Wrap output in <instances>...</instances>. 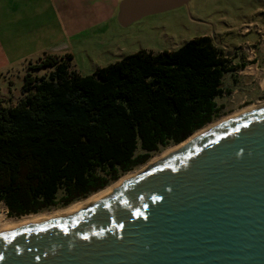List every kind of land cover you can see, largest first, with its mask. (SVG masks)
<instances>
[{"label":"trees","instance_id":"1","mask_svg":"<svg viewBox=\"0 0 264 264\" xmlns=\"http://www.w3.org/2000/svg\"><path fill=\"white\" fill-rule=\"evenodd\" d=\"M72 59L30 64L21 99L0 107L9 218L68 207L183 142L221 116L216 98L232 92L224 83L238 71L210 36L128 54L90 75L71 69ZM48 66V75L33 73Z\"/></svg>","mask_w":264,"mask_h":264},{"label":"water","instance_id":"2","mask_svg":"<svg viewBox=\"0 0 264 264\" xmlns=\"http://www.w3.org/2000/svg\"><path fill=\"white\" fill-rule=\"evenodd\" d=\"M190 1L122 0L118 21ZM206 127L74 212L0 230V264H264V104Z\"/></svg>","mask_w":264,"mask_h":264},{"label":"rangeland","instance_id":"3","mask_svg":"<svg viewBox=\"0 0 264 264\" xmlns=\"http://www.w3.org/2000/svg\"><path fill=\"white\" fill-rule=\"evenodd\" d=\"M121 1L107 0L103 7L88 6L83 9L81 16L79 11L72 12L78 20L87 23L93 21L95 8L99 15H106L113 8L116 9L112 18L93 25L79 38L69 40L66 54L58 56L71 53V69L82 75H90L98 68L115 63L128 54L141 50L155 53L174 50L191 39L210 36L214 44L222 49L224 56L228 57L230 66L238 69L234 75L226 77L224 83L232 92H225L216 98L221 107V116L214 122L264 102V0H191L181 7L148 15L127 27L121 26L118 21ZM242 63L248 66L241 70L239 68ZM249 69L254 71L249 72ZM52 70L48 66L34 70L33 73L37 76L48 75ZM12 71L15 92L18 94L23 88L24 67L17 65ZM176 145L161 150L148 162ZM146 164L131 172L139 171ZM61 195L62 192L59 193ZM62 209L51 208L40 213H54ZM1 212L5 213L7 220L18 219L8 217L7 207L3 203H0Z\"/></svg>","mask_w":264,"mask_h":264},{"label":"crops","instance_id":"4","mask_svg":"<svg viewBox=\"0 0 264 264\" xmlns=\"http://www.w3.org/2000/svg\"><path fill=\"white\" fill-rule=\"evenodd\" d=\"M106 1L0 0V107L14 106L22 97V91L15 92L14 67L22 65L25 77L30 64L49 55L66 54L69 40L112 18L116 9L99 15L95 8L93 21L87 23L72 12L79 11L81 16L86 7H103Z\"/></svg>","mask_w":264,"mask_h":264},{"label":"bare ground","instance_id":"5","mask_svg":"<svg viewBox=\"0 0 264 264\" xmlns=\"http://www.w3.org/2000/svg\"><path fill=\"white\" fill-rule=\"evenodd\" d=\"M254 69V68H253ZM253 69H249L248 71H254ZM247 72V70H246ZM264 102H261L260 105H263ZM227 118H224L222 120H225ZM222 120H219V121H216L214 123H211L209 124L206 128H209L211 126H214L215 124H218V122L222 121ZM179 146H181V144L179 145H176L174 147H171L167 150H165L162 154L156 156L155 158L152 159L153 160H156L158 159L159 157L167 154L168 152L172 151V150H175L177 149ZM138 172V171H137ZM137 172H129L127 173L125 176H123L122 178L118 179L117 181H115L114 183H112L111 185L107 186L105 189L103 190H100L99 192L97 193H94L93 195L89 196L88 198H86L85 200L83 201H80V202H77V203H74L68 207H65L64 209L62 210H58L54 213H39V214H34V215H28V216H24L22 218H18V219H8L6 218L5 216V213L4 212H1L0 213V230H3V229H6V228H10V227H14V226H17V225H22V224H26V223H30V222H34V221H38V220H43V219H47V218H51V217H55V216H59V215H63V214H69V213H72L74 212L75 210H77L78 208L82 207V206H85L87 204H89L90 202H92L93 200L101 197V196H104L106 195L107 193H109L115 186H117L123 179L131 176V175H134L136 174Z\"/></svg>","mask_w":264,"mask_h":264}]
</instances>
